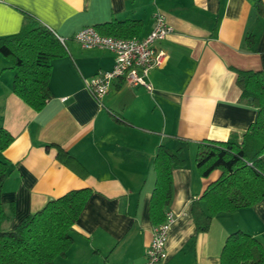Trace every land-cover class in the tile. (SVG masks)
Returning a JSON list of instances; mask_svg holds the SVG:
<instances>
[{
	"label": "crops",
	"instance_id": "crops-1",
	"mask_svg": "<svg viewBox=\"0 0 264 264\" xmlns=\"http://www.w3.org/2000/svg\"><path fill=\"white\" fill-rule=\"evenodd\" d=\"M263 12L256 0H0V38L18 32L29 11L65 38L67 54L52 62L54 96L39 111L13 91L12 62L0 53V126L13 142L0 149L8 163L2 202L13 229L28 214L70 189L92 193L73 226V243L55 264H142L151 241L150 201L154 159L161 143L181 147L174 169L175 214L163 264H219L230 233L241 230L264 245V198L235 212L221 211L198 230L193 202L209 176L199 173L196 152L204 139L227 140L256 119L239 103L234 68L264 70ZM160 10L173 31L161 42L166 57L152 69L154 86L116 81L99 102L86 81L114 64L106 47H84L74 34L86 25L139 19L146 36ZM254 34L255 43L247 37ZM206 210L207 204L200 201Z\"/></svg>",
	"mask_w": 264,
	"mask_h": 264
},
{
	"label": "trees",
	"instance_id": "trees-1",
	"mask_svg": "<svg viewBox=\"0 0 264 264\" xmlns=\"http://www.w3.org/2000/svg\"><path fill=\"white\" fill-rule=\"evenodd\" d=\"M257 10L263 12L261 0ZM24 14L21 29L0 38V53L12 62L13 91L33 109L39 111L54 96L50 86L52 62L67 54L65 44L56 33L35 15L19 8ZM106 35L137 37L143 30L139 19H117L95 26ZM255 43L254 34L247 37ZM236 83L241 89L239 103L255 107L256 119L248 129L233 132L227 140L204 139L197 148L196 162L203 177L218 170L200 199L194 200L192 212L198 230H207L221 211L235 212L250 207L264 198V70L234 68ZM14 136L0 126V149H6ZM185 164L181 147L172 149L165 143L158 147L154 169L155 186L150 201L153 225L165 219L166 207L173 197L174 169ZM8 163L0 159V264H55L65 257L73 243L72 230L92 193L84 186L70 189L49 200L45 206L23 219L13 229L2 202L3 181ZM207 204L206 210L200 201ZM219 264H264V245L251 234L237 230L227 237Z\"/></svg>",
	"mask_w": 264,
	"mask_h": 264
},
{
	"label": "built area",
	"instance_id": "built-area-1",
	"mask_svg": "<svg viewBox=\"0 0 264 264\" xmlns=\"http://www.w3.org/2000/svg\"><path fill=\"white\" fill-rule=\"evenodd\" d=\"M172 31L173 26L160 10L155 12L153 28L143 37L124 38L106 35L100 33L94 25H86L78 30L73 37L82 46L106 47L114 52L113 66L107 70H100L88 79L86 81L88 90L99 102H102L103 97L118 80L153 90L150 73L153 68L162 65L166 57L164 48L158 47L157 44L167 38ZM56 35L65 44V38L57 33ZM174 222V212L166 210L164 221L153 226L152 238L142 264H163L167 259V242Z\"/></svg>",
	"mask_w": 264,
	"mask_h": 264
},
{
	"label": "rangeland",
	"instance_id": "rangeland-1",
	"mask_svg": "<svg viewBox=\"0 0 264 264\" xmlns=\"http://www.w3.org/2000/svg\"><path fill=\"white\" fill-rule=\"evenodd\" d=\"M9 223V222H8ZM6 227H7V225H6Z\"/></svg>",
	"mask_w": 264,
	"mask_h": 264
}]
</instances>
